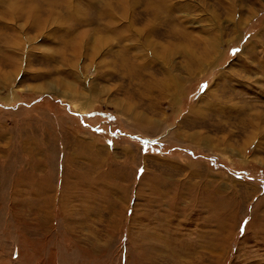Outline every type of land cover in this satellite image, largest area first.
I'll use <instances>...</instances> for the list:
<instances>
[{"label":"rangeland","instance_id":"obj_1","mask_svg":"<svg viewBox=\"0 0 264 264\" xmlns=\"http://www.w3.org/2000/svg\"><path fill=\"white\" fill-rule=\"evenodd\" d=\"M0 264H264V0H0Z\"/></svg>","mask_w":264,"mask_h":264}]
</instances>
